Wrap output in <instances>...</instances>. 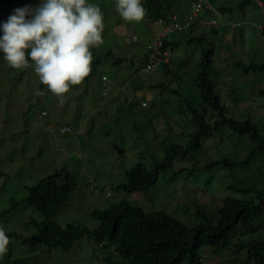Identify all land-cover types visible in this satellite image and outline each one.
Here are the masks:
<instances>
[{
    "label": "rangeland",
    "instance_id": "1",
    "mask_svg": "<svg viewBox=\"0 0 264 264\" xmlns=\"http://www.w3.org/2000/svg\"><path fill=\"white\" fill-rule=\"evenodd\" d=\"M222 1L214 0L215 3ZM241 1L228 0V4L236 7L230 16H226L232 23L228 26L220 23L219 35L209 36L214 50L219 51L215 53L219 57L217 61L222 62L219 67L228 68L219 72L220 75L217 73V79L227 88L216 92L224 99L228 115L246 117L252 110L257 116L251 113V120L264 128V95L257 94L264 88V71L242 73V65L264 62V35L260 34L264 27V9L255 0H248L240 7ZM38 2L26 0L22 6L34 7ZM92 2L101 7L104 15V43L92 49L90 76L72 86L64 94L62 103L46 90L30 68L12 69L0 58V225L23 236L30 219L40 220L38 213L31 209L23 214L26 188L63 169L76 177L78 187L52 218L62 227L72 224L93 229L98 222L92 218V212L105 210L122 200L147 212L164 211L187 225H194L199 219L196 222L187 219L190 214L185 213V208L180 207V210L178 207L181 199L191 194L193 198H209L211 207L217 208L221 196L227 193L222 186L231 178L224 170L200 172L198 161L204 162L202 158L206 156L215 159L217 153L231 154L233 150L226 145L213 148L209 145L206 156L194 154L186 160H177L169 171L159 175L147 192L127 194L118 191L127 170L138 162L147 167L154 166L161 161L166 147L180 137L177 123L158 122L154 126L156 114H165L163 101L166 97L168 119L178 123L182 120L175 115L174 99L168 90L160 95L157 90H151L150 95L157 96L153 97L157 103L155 107L140 109L138 102L132 101L134 89L128 85L133 80L142 82L143 87L150 82L163 81L161 66L150 74L142 71L146 47L152 40L145 18L139 23L123 21L114 8V0ZM14 8V5H0V21L6 20ZM227 33L230 39L226 42ZM179 48V51L169 49L167 70L171 72L175 67L182 72L189 62L195 65L199 60L201 46L183 43ZM187 82L182 84L186 86ZM134 93L139 94L136 90ZM138 99L149 101L150 98L140 96ZM66 127L69 132L62 131ZM208 143L207 140L204 146ZM117 148L123 151L121 156L116 152ZM238 149L240 147L236 145L234 151ZM231 159L237 158L232 156ZM193 169L195 172L189 174L188 171ZM91 242L83 238L69 253L52 251L53 257L48 264H109L91 258ZM16 246L29 255L39 251V248L30 249L21 244ZM95 251L104 257L111 255L109 248ZM234 253L231 245L218 252L204 248L202 264H216ZM114 259L118 260V257Z\"/></svg>",
    "mask_w": 264,
    "mask_h": 264
},
{
    "label": "trees",
    "instance_id": "2",
    "mask_svg": "<svg viewBox=\"0 0 264 264\" xmlns=\"http://www.w3.org/2000/svg\"><path fill=\"white\" fill-rule=\"evenodd\" d=\"M191 1L142 0V3L147 16L161 17L168 21L169 13L176 14L178 19L182 18L187 12L185 9L190 8ZM255 1L260 2L264 9V0ZM25 2L26 0H0V5L21 7ZM209 2L221 16H230L236 8L228 4V0L221 3H215L214 0ZM248 2L242 0L239 6ZM209 15L208 10H202V13L191 21L188 29L176 32L174 41L163 45L166 49L177 51L183 43L201 46L197 64L192 65L189 62L182 72H178L175 67L176 71H172L173 73L167 70L168 64H162L163 81L150 82L146 87H143L142 82L138 83L139 80L132 81V88L140 93L139 96L150 98L149 107L157 105L153 99L157 96L152 97L151 90H157L159 95L168 90L171 99H174V109L177 113L175 115L180 117L182 125L176 120L168 119L166 97L163 101L165 114L158 113L155 119L168 125L177 123L180 130L179 139L176 138L177 142L166 147L161 161L154 166L147 167L141 162L133 165L125 172L124 182L118 185L117 189L127 194L145 193L155 185L159 175L169 171L177 160H186L194 154L206 156L209 145L211 148L226 145L233 153H217L215 159L206 156L207 159L202 158L204 162L198 161L199 171L202 173L224 170L231 176L232 184L229 185L230 182L225 186L229 193L222 199L219 208H211L209 198H193L192 194L184 196L178 203L179 209L183 207L185 213L190 214L188 220L195 219L196 222V219H199L196 224L187 225L164 211L147 212L122 200L105 210L93 211L91 216L98 222L93 229L72 224L62 227L52 218L67 204L78 187L76 177L63 169L26 189L23 208L31 209L40 216V220L30 219L26 223V232L31 235L27 239L32 244L46 243L47 240L51 243L49 247L67 252L76 247L83 238H88L93 240L96 246H111L113 249H110V254L121 258L117 264H201L204 248L210 247L216 251L228 246L238 223L248 225L252 216L260 219L264 212V128L251 120L252 110L246 117L228 115L224 99L216 92L227 88L223 87L225 83L217 78L218 74L228 68L222 65L223 68L219 67L222 64L217 61L219 57L216 54L219 51L216 52L213 43L209 42V36H218V32L207 22ZM242 66V73L246 75L264 71V62ZM185 81H188L186 86L182 84ZM253 89L256 90L254 87ZM257 94L264 95V88L258 90ZM252 115L257 116L256 113ZM165 124L163 127L167 128ZM207 140L209 143L204 146ZM236 145L240 147L237 150H241L240 154L234 151ZM232 156L237 159H231ZM194 172L195 169L188 171L189 174ZM249 246L252 248H249V258L246 260H253L254 264H264V243L254 241ZM105 259L110 260L109 257ZM0 264L33 263L15 255L9 243L8 252L0 257ZM231 264L235 262L232 261Z\"/></svg>",
    "mask_w": 264,
    "mask_h": 264
},
{
    "label": "clouds",
    "instance_id": "3",
    "mask_svg": "<svg viewBox=\"0 0 264 264\" xmlns=\"http://www.w3.org/2000/svg\"><path fill=\"white\" fill-rule=\"evenodd\" d=\"M257 4L263 9L260 2H257ZM114 8L123 21L139 23L145 18L147 22L152 40L147 45L144 56L145 62L142 71L146 74L154 72L162 64H169V49L163 47L164 43H172L176 32L188 29L191 21L201 14L202 10L210 12L209 21L207 22L217 32L220 23L223 26L232 23L229 18H226L228 14L221 16L209 0H192L190 8L182 18L178 19L176 14L170 15L169 13L168 21L161 17L147 16L142 0H114ZM221 18H224V22H221ZM156 27H159V29L156 30ZM263 29H260V34H262ZM103 31V12L101 7L93 3L92 0H39L34 7L25 5L14 8L6 20L0 21V57L12 69L24 70L30 68L38 77L39 82L46 86V90L55 95L58 101L62 103L64 94L72 86L79 85L92 71V49L98 48L104 43ZM229 35L228 33L225 34L224 39H226V42L230 39ZM133 39L136 40L135 37ZM102 80L106 81L105 77H102ZM128 86L132 88V84ZM128 86L126 89L129 88ZM132 93V101L138 102V108H149L148 101L144 99L137 100V98H140V93L136 95L134 90ZM131 98L129 97V99ZM41 114L45 115L44 112H41ZM158 122V119H155L154 126ZM62 131L69 132L70 129L66 127ZM154 132H157L155 128ZM116 150L118 153V150L121 149L117 148ZM122 154L118 153L119 156ZM230 182L231 180L228 183ZM231 184L232 182L229 185ZM226 185L227 183L222 186V190L227 192L225 196L229 193V190L225 187ZM107 196L110 197V194L107 193ZM225 196H221V201ZM23 206L22 203V211L26 215L27 209H24ZM262 219H264V212L260 219L252 216V221L248 225L238 223L231 234L229 244L234 248L235 253L217 261L216 264H231L232 261L235 264H240V262L254 264L253 260L247 261L246 259L249 258L248 252L251 242L264 243V221L262 222ZM28 237H31V235L27 232L21 236L0 226V257L8 252L10 243L15 255H20L26 262L48 264V260L53 257L52 251L69 253L75 247L65 252L56 247H49L51 243L47 240L46 243L37 242L34 245L27 239ZM91 241L89 250L91 258L96 257L98 260H103L109 264H117L121 261L120 257H118V260H112L115 257L113 253L112 256L107 255L106 257H109L110 260H106V257L95 251L105 248L96 246L93 240ZM17 244L28 246L30 249L39 248V251L29 255L23 249L20 250V247L16 246ZM228 246L226 245V247L219 250ZM106 248L113 249L111 246ZM212 250L214 252L219 251Z\"/></svg>",
    "mask_w": 264,
    "mask_h": 264
},
{
    "label": "water",
    "instance_id": "4",
    "mask_svg": "<svg viewBox=\"0 0 264 264\" xmlns=\"http://www.w3.org/2000/svg\"><path fill=\"white\" fill-rule=\"evenodd\" d=\"M118 153H119V154H122V151H121V150H118Z\"/></svg>",
    "mask_w": 264,
    "mask_h": 264
},
{
    "label": "built area",
    "instance_id": "5",
    "mask_svg": "<svg viewBox=\"0 0 264 264\" xmlns=\"http://www.w3.org/2000/svg\"><path fill=\"white\" fill-rule=\"evenodd\" d=\"M198 6V5H197ZM148 69H149V67H148Z\"/></svg>",
    "mask_w": 264,
    "mask_h": 264
}]
</instances>
